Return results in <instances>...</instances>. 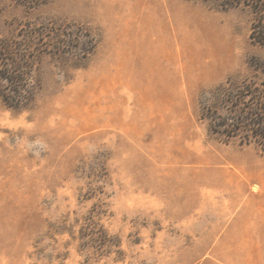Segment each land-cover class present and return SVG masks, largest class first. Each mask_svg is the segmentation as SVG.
I'll list each match as a JSON object with an SVG mask.
<instances>
[{
    "label": "rangeland",
    "instance_id": "obj_1",
    "mask_svg": "<svg viewBox=\"0 0 264 264\" xmlns=\"http://www.w3.org/2000/svg\"><path fill=\"white\" fill-rule=\"evenodd\" d=\"M254 18L216 0H0V36L40 42L32 99L0 93V264H264V150L205 117L264 60Z\"/></svg>",
    "mask_w": 264,
    "mask_h": 264
},
{
    "label": "trees",
    "instance_id": "obj_2",
    "mask_svg": "<svg viewBox=\"0 0 264 264\" xmlns=\"http://www.w3.org/2000/svg\"><path fill=\"white\" fill-rule=\"evenodd\" d=\"M216 1L222 9L242 5L251 7L255 13L251 38L264 44V0ZM39 43L33 29L24 40L0 36V79L8 82L7 86L0 88V93L9 106L19 107L34 96L28 82L37 60L36 52L31 49L36 51L32 47ZM218 91L227 94L221 104L227 105L228 113H219L217 105L208 108L214 112L205 115L210 119V129L227 143L240 137L241 145L256 142L264 150V60H259L254 65L253 74L240 83L236 76H229L219 85Z\"/></svg>",
    "mask_w": 264,
    "mask_h": 264
}]
</instances>
